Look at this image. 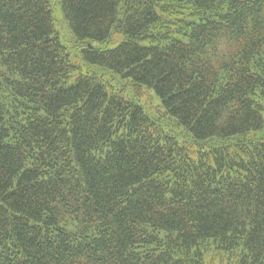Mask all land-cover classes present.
Listing matches in <instances>:
<instances>
[{
    "label": "trees",
    "instance_id": "trees-1",
    "mask_svg": "<svg viewBox=\"0 0 264 264\" xmlns=\"http://www.w3.org/2000/svg\"><path fill=\"white\" fill-rule=\"evenodd\" d=\"M0 264H264V0H0Z\"/></svg>",
    "mask_w": 264,
    "mask_h": 264
}]
</instances>
